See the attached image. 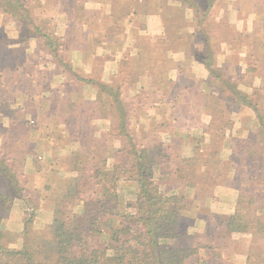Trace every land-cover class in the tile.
<instances>
[{"label":"trees","instance_id":"16d2710c","mask_svg":"<svg viewBox=\"0 0 264 264\" xmlns=\"http://www.w3.org/2000/svg\"><path fill=\"white\" fill-rule=\"evenodd\" d=\"M179 1L191 5L194 16L198 19L193 34L200 35L199 39L203 40L204 45L202 50L191 46V54L204 65L209 74L206 88L210 89L214 82H218L225 100L251 109L258 122L253 133L263 136V141H258L252 148H246L248 154L252 155L249 162L245 160L242 163L247 165V171L245 180L240 183L246 187L237 195L232 212L222 215L221 230L226 235L249 234L252 238L264 240V150L258 159L253 155L258 151L256 148L259 144L264 142V107H260L258 100L250 99V93L243 92L235 83L224 78L220 67H217L207 33L208 27L205 26L208 13L198 10L201 0ZM214 1L202 0L206 3V10ZM84 2L85 0H0V39H10L2 29L5 20L14 22L18 32L17 41L33 37L36 48L44 50L50 56L60 71L68 76V83L92 84L100 96L96 100L90 99L92 101L87 99L75 102L71 92L68 98L65 96L64 86L60 87L62 90L57 88L60 90L57 94L58 90L52 89L46 96L45 103L50 112L52 109L58 124L53 121L46 128L47 131L42 132L39 129L42 123L37 126L39 120L33 117L35 107L38 106L34 98L31 97V101L25 105L11 106L12 103H8L9 99L3 94V88L9 86V82L6 79L2 82L5 71L1 67L0 114H5L11 121L24 116V121H18L19 129L6 126V131L2 133L4 138H0V264H206L207 260L200 256V251H209L212 246L198 241L185 243L190 234L182 225L183 214L186 213L191 218L186 204L187 190L197 188L195 178L192 179L193 165L200 162L201 167L209 168L210 161L202 157V152L206 149L204 136L182 133L168 135L165 141L166 139L159 137L158 131L152 129L151 132H155L152 133L155 135L149 132L144 136L147 141H141L132 131V111L127 109L128 102L123 99V89L120 87L146 73L153 75L155 79V88H152L156 92L153 93L154 97L157 92L161 99L176 96L173 81L166 79L169 67L165 68L173 60L165 53V49L173 47V43L162 40L141 41L142 48L138 51V56L123 60L116 77L110 83L103 82L98 72L93 78L84 77L81 73L79 76L72 68L69 56L62 52L64 37L56 32L50 17H36L34 8L38 5L43 7L45 4H59L68 9L66 13L72 26L80 28L83 21L87 20ZM119 3L129 6L133 2L121 0ZM99 23L102 24L103 33L100 38L94 30V39L121 37L117 23L108 20H100ZM171 29L183 33L179 28L168 27L165 29L168 39H171ZM240 37L249 39V35ZM190 44L193 45L191 42ZM188 88L185 85V89ZM252 89L253 94L259 91L256 87ZM144 93L145 95L141 93L135 98V105H141V108L152 100L150 98L153 94ZM140 95L142 99H146L144 102L138 100ZM152 102L155 100L151 101L148 110L151 106H157ZM204 106L206 111H211L207 102ZM220 108L216 109L219 113ZM97 116L112 118L102 138H95L94 134L92 121ZM48 120L53 119L49 117ZM226 123L229 125L230 122ZM226 123L221 120L219 124L226 126ZM198 126L203 133L205 128ZM167 127L166 125L165 128ZM216 128L209 141L219 135L224 142L225 133L219 127L221 133L218 134ZM228 136L232 143L233 136ZM177 137L180 138L179 142L174 140ZM234 137V142L237 143L230 146L231 151L242 152V140L238 136ZM111 138L119 141L117 148L108 146ZM27 142L30 144L28 150L25 148ZM68 145L73 147L67 153H62V149ZM183 145L191 147V155L184 154ZM44 148L48 150L43 152ZM210 154L212 156L214 152ZM27 155H31L34 169L37 172L44 170L48 176L41 189L32 187L29 193L26 190L28 175L18 167V160L23 162ZM112 158L114 160L111 161ZM38 160H44L48 165L43 162L44 165L41 166ZM233 167L237 166H230ZM252 181H256V185L248 187ZM177 187L180 188L178 191H171ZM16 199L24 207L17 235L20 244L10 246L8 243L15 241L10 232L2 229V223L9 216ZM44 205H48L50 209L49 217L41 228H37L36 213ZM263 258L261 253H254L251 244L247 264H259Z\"/></svg>","mask_w":264,"mask_h":264},{"label":"crops","instance_id":"0c3cea01","mask_svg":"<svg viewBox=\"0 0 264 264\" xmlns=\"http://www.w3.org/2000/svg\"><path fill=\"white\" fill-rule=\"evenodd\" d=\"M118 1L121 0H85L83 3V9L87 13V20L83 21L82 25H80V28L75 26L78 36L77 39H71L69 36H67V33H69L68 30H70L72 27V22L66 13V10L68 9L60 6L59 4H51L49 5L50 8L46 7V4L43 6L44 9L46 8L47 11L51 12L50 18L55 24L56 29L58 28L57 32L64 36V38L67 36V38L64 39V48L62 49V52L63 54L69 56L72 68L76 70L77 75L81 76V74H83L84 77L93 78V75L98 72L103 82L110 83L112 82V79H114L116 73L119 71L123 60H128L129 58L138 56V51L142 48L141 41L149 40L154 42L162 40L168 42L170 39L167 38L168 36L165 31V29L168 27L179 28L188 36L195 35L193 34L194 31L192 29L197 26L198 19L194 16V9L191 5L182 4V2L179 0H130V2L133 3L127 6L124 5V3L118 4ZM90 2L93 5H89ZM205 4L206 3H202V0L198 4V10L200 12L208 13L207 18L205 19V26L209 27V29L228 27L230 30V33H227V35L224 34L225 38H221V36H217L216 34L212 35L215 41L219 39H226V45L224 46L223 43L219 44V42H216V50H214V59H216L215 61L219 59L218 57L230 58L233 55L237 56L239 58L237 64L233 63L227 65L228 70L230 72L232 70V72L235 74L239 72L237 68L241 69V62L244 61L246 56L255 58L264 55V0H215L209 6L208 10H206ZM91 12H93V14H91ZM100 20H108L117 23V25L120 27V30L124 29L123 36L116 39L114 37L109 39H94L93 26H95L96 23L98 24ZM61 28L63 31H61ZM248 35L249 39H251L249 43L240 45L230 44L234 39H237L240 36ZM198 40V45L197 43H193V46L196 49L200 48V50H202L204 45L203 40ZM15 41L17 40L15 39ZM18 41L8 42L6 39H0V47L6 46L9 48H14V50L17 48L16 50H19L26 60H23V58H18L17 55H15L9 59L0 58V64L1 67H3L5 73L9 71H18L20 77L24 78L27 83L25 85L19 83V85L12 82L11 86H6L3 88V94L8 97V103H12L13 105H25L26 102L31 101V97L34 98L38 106L35 107L33 117L38 121L45 120L47 115L46 118L52 117V121L56 122L55 124H58L52 109L50 112V108L48 109L46 107L45 98L52 89L57 91L61 86L68 84V76L63 74L51 59H48L49 55L46 54L44 50L34 47L32 48L28 43V40ZM190 42L191 41L178 42L173 47H167L165 49V53L168 55V57L175 61V65L172 67L170 66L168 72L166 73V79L177 84V82H175L177 78L179 76H183L187 77L190 81L195 82L198 86H203L206 88V81L208 79L207 70L202 63H196L195 58L192 57V44H190ZM17 45L21 46V48L19 49L16 47ZM186 57L188 58L187 61L185 59ZM41 58L44 60H41ZM37 59H40V62L36 61ZM99 61L100 66L97 67L100 69H97L96 65ZM186 62L188 65L185 67L184 64ZM246 64L247 63L244 62V66L240 70V76H242V73L246 72ZM195 65L197 72H195L193 69ZM216 65L222 66V64L218 65L217 63ZM171 70L174 72L173 75L170 74ZM84 71H86V73H84ZM40 74L43 75L40 76ZM234 77L236 76L234 75ZM153 80H155L153 75L145 73L140 76V78H137V80L133 82H125L124 84L120 85V87L121 89L128 87L133 89L135 97L141 93L145 95L144 92L153 94L156 93L154 92V89H152L155 88V83H153ZM179 86H181V84H179ZM247 87H256L261 89V87H264V78H261L260 80H251ZM94 88V85L83 82L80 85L79 90L70 91L72 93L71 95L73 101L82 102L83 100L93 99V92L95 94ZM60 90H58L56 94L59 93ZM185 92V85H182L181 93H177L176 96H168L161 99L158 92L155 97L153 96L154 98L152 101L155 100V102H152L153 104L167 107V111L165 113L160 112V110H158L159 107L156 109L155 113L148 112L150 119L155 121L156 131L162 129V125L165 122L168 126L166 129L169 130L166 131V129H164L163 132L169 136H174L175 134L182 135L183 133L188 136L203 135V141H207L208 138L210 140L211 135H213V129L209 128V122L211 119H208V123H205L207 121H203L204 119L202 115L205 112L201 113V111H199L200 113H197L198 115L196 116H198L200 120L198 125H205L203 128H205V130L209 131L210 133L206 131L202 133L201 128L184 123L183 126H180V117L178 118L174 112L176 111L177 105L197 104L192 100L191 102H187V98L183 100L181 97ZM205 102L206 101L204 98L203 102L198 103L200 105L199 107H202V110L206 109L204 106ZM218 102L219 104L223 105L224 99L218 98ZM237 105H240V107L244 106L241 104ZM243 108L247 107L245 106ZM193 113V111L189 110L185 116L187 117L190 115H195ZM246 114L249 116L248 119H250L251 123L254 125V112L247 108ZM142 116L143 115H139L137 120H143ZM186 117H183V119ZM0 119H2L1 116ZM2 127L3 125H0V138L3 137L2 133L6 131V129ZM244 130H247V128H244L243 125L236 126L235 124V131L232 134L233 136H238L239 134L243 135ZM248 130L251 131V127L248 128ZM248 130L247 132H249ZM160 133H162V130H160ZM207 133L210 135H207ZM4 135L8 134L4 133ZM225 135L228 136L229 134L225 133ZM41 141L44 140L42 139ZM231 145L232 143L230 142L228 145L229 151H231ZM222 147H224V144ZM182 148V150L188 151V154L186 155H191V147L189 145H183ZM44 149L45 150L43 152L48 150L46 148ZM26 157L27 161H29L30 155H27ZM27 169V172H29V175L31 176L40 173L37 172L33 166L30 167V164ZM42 172H44V170ZM196 197L197 195L193 196V200H196ZM46 210L49 211L50 209L47 208ZM232 210L233 206H231V209L228 210V213H231ZM196 211L197 209L195 211L191 210V218L195 217L197 213ZM38 212H41V208H39L36 213V219L38 218ZM9 219H11L10 215L4 220L3 224H6ZM19 220L21 227V218ZM197 221H199V224H201L200 218ZM46 222L47 221H45V223ZM249 241L250 242H248L247 249L248 251L251 245V239ZM239 246L241 245L239 244ZM206 254V250L200 251V256L204 255L205 259ZM243 261L245 262L244 264L247 263V256Z\"/></svg>","mask_w":264,"mask_h":264},{"label":"rangeland","instance_id":"374dc122","mask_svg":"<svg viewBox=\"0 0 264 264\" xmlns=\"http://www.w3.org/2000/svg\"><path fill=\"white\" fill-rule=\"evenodd\" d=\"M89 5H93V4H91L90 2ZM46 7H49V5H47ZM50 13H51L50 11H47L46 8L44 9V7L40 5L34 8V15L38 18H43V17L48 18L50 17ZM91 14H93V12H91ZM101 25L102 24L99 23L98 25L93 26L96 34L100 35V38H101V33H103V27H101ZM2 29L5 31L4 33L2 30L4 35L8 36L11 39V40L6 39L8 42H11V41L17 42L15 41V39L18 37V32L16 30L14 22L10 20H5V24H4V27H2ZM55 30L57 32L58 28ZM123 30L119 31L121 36L124 33ZM61 31H63L62 28H61ZM68 32L69 33H67V36H69L71 39H77L78 36H77V30L75 29V26H72L70 30H68ZM169 33L171 35V39L168 41V43L172 41L173 43L172 46L176 45V43H178L179 41L180 42L191 41V43H197V45L199 43L198 39L200 38V35L188 36L186 33H179L177 29H171L169 30ZM207 33H208L209 38L211 39L212 49L216 50L215 48L216 42H219V44L223 43V46H224L226 45L225 43L226 39H219L215 41L212 35L216 34L217 36H221V38H225L224 34L227 35V33H230V30L228 27H220V28H215V29L214 28L209 29L208 27ZM67 36L64 39H66ZM250 41L251 39H246V37H240V39L239 38L234 39L231 43L234 45H240V44H246ZM28 43L31 45L32 48L37 47L33 37L28 39ZM16 47H18L19 49L21 48V46H18V45ZM16 49L17 48H15L14 50V48H9L6 46L0 47V58L9 59L10 57H14L15 55H17L18 58H23V60H26V58L22 56L23 54L19 52V50H16ZM218 58L219 59L216 61V63L218 65L222 64L223 67L222 66H217V67H220L223 77L235 83L238 86V88L242 90L243 92L245 91L247 93H250V99L258 100L260 107H264V87H261V89H259V91H257L255 94L252 93L253 91L252 88L247 87L251 80H257V79L260 80L261 78H264V72H263L264 55H261L255 58L246 56L244 58V61L241 62V66H240L242 69V67L244 66V62L247 63L246 72L242 73V76H240L241 69L237 68L239 72L234 74L232 70L230 72L227 68V65L229 64L238 63L239 58L237 56L233 55L230 58H226V57H218ZM48 59L49 60L51 59L50 56L48 57ZM185 59L186 61L188 60L187 57ZM41 60H44V59L41 58ZM36 61L40 62V59H37ZM196 63H199V61L196 60ZM97 65L100 66V63L97 62ZM174 65H175V61L172 60V62L169 61V63L167 64V66H165V68L167 67L170 68V66L172 67ZM184 65L186 67L188 65L187 62ZM0 67H1V64H0ZM193 69L195 72H197L196 65L194 66ZM84 73H86V71H84ZM170 74L173 75L174 72H172L171 70ZM41 75L43 74H40V76ZM234 75L236 77H234ZM21 78L22 77H20V74L18 73V71H9L3 74L2 82L5 81L6 79V81L9 82V86H11L12 82L15 84L20 83L22 85H25L26 81ZM207 78H209L208 72H207ZM175 82H177L178 84L177 85L176 83H173L175 86L174 87L175 93L180 94L181 86L187 85L189 88L186 89V92L182 95L181 98H183V100L187 98L186 99L187 102L188 101L191 102L192 100L194 103L195 102L197 103L195 105H179V104L177 105V109L175 113L178 116V118L180 117L179 119L180 124L184 123L187 125L199 127L198 124L200 123V120L198 117H196V115H198L196 112H198V110L200 109L201 113L205 112L202 115L204 119L203 121H207L205 123H208L209 122L208 119H211L209 122V126H210L209 128L214 129L218 127L216 128V130L218 131L217 132L218 134L221 133L219 131V127L223 130L222 133L225 132V133L231 134L232 136H233L232 133L235 131V124L236 126L243 125V127L247 128V130L248 128L251 127V131L248 130L249 132H247V130H244L243 135L241 134L238 135L239 139L242 140L241 142L243 144L242 152H239L238 150H236L234 153L232 151H229L228 145H229V142L231 141V137L229 136L224 135L225 136L224 142L222 138H220L219 135L215 136V138L212 141H209V138L207 139V141H204L206 142L205 144L206 149L202 152V155H203L202 157L203 159L206 158L208 161H210V163L208 164L209 168L205 169L201 167L200 162H195V164L193 165V175L194 176L192 177V179L195 178L194 182L197 188L194 190L193 189L187 190L188 192L186 193L187 198H188L186 204L190 212L189 214L192 215L191 210L195 211L196 209H197L196 211L197 213L195 217H192V218L188 217V214L186 213L183 214L182 216V220H183L182 225L183 227L187 229L188 233L190 234V238L186 240L185 243H189V242L194 243L198 241V242H202L204 244L212 246V248L209 249V251H207V254L205 255L206 260H207L206 264H244L245 262L243 260L248 255V250H247L248 242H250L249 240L252 237L249 234H240V233H231L229 235H226L221 230L222 229L221 217L222 215L228 214V210L231 209V206H234L237 195L244 187H246L244 186V184L240 182L245 180L244 175H245V171H247L246 170L247 165H244L242 163L245 160H248L249 162L250 158L252 157V155L248 154L247 152V149H246L247 146L249 148H252L253 145L258 143V141H263L262 135L253 133V130H255L256 127H258L257 119L255 120L254 125H253L250 119H248L249 116H247L246 114L247 108H243L245 106L240 107V105H237L230 100H227V99L225 100L223 98L224 97V93L222 91L223 89L221 90V86L218 82H214V86H212V88L210 89L205 88L203 86L200 87L195 82H192L187 77H183V76H179ZM179 84H181V86H179ZM80 85L81 84H76L75 82L66 84L63 88L66 94L65 96L67 97L71 90H79ZM190 89L191 91L189 92L188 90ZM94 91H95V94L93 92V95H94L93 100H96V98L100 96L98 95L97 88H94ZM122 94H123L122 96L123 99H125V101L128 102L127 109L129 111H132L130 112L132 131L138 135L139 138L135 136L136 138L140 139L141 141L143 140V142H146L147 138L144 137L145 134L151 132L152 129L156 131L155 121L150 119V115L148 114V112L155 113L156 109H158L159 107L158 110H160V112L165 113L167 111V107L163 105L162 106H151L152 108L148 110L147 107L151 105L150 102L152 100H149L147 103H145V105H143L142 108L140 107L141 105H135L136 97L134 96L133 89H130L129 87L124 88L122 90ZM51 95L54 96V93H51ZM219 95H221L222 97H220ZM153 96L154 95H152L151 96L152 98L150 99H153L154 98ZM204 97H205V101L210 106L209 109L211 111L209 110L206 111L204 109L202 110V107H199L200 105L198 103L203 102ZM142 98L143 97L140 95L138 97V100L140 101L146 100ZM218 98L224 99L223 105L218 104L219 103ZM89 101H92V100L89 99ZM10 105L14 106L13 104H10ZM219 107H221L220 108L221 113H219L216 110V109H219ZM110 110H108V112ZM189 110L193 111L194 112L193 114L195 115H190L186 117L185 115L187 114ZM4 115L3 113L0 114L2 118L0 119V125H3V128L10 125L11 127H13V129H19L18 121L19 122L24 121V118H23L24 116H18L16 119H19V120L11 121L7 118V116H4ZM139 115H143L142 116L143 120H137L139 118ZM254 115L253 117L255 118ZM28 117L30 118L31 116H26V118ZM46 117H45V120H39V123L36 124L38 126V124L42 123L41 128H39L41 129L42 132L47 131L46 128H48L49 124L53 123V121L48 120L49 118H46ZM183 117H186V118L183 119ZM221 120L223 121L224 124L226 123V121H229L230 123L229 125H227L226 123V126L220 125L219 123ZM111 121H112V118H101L98 116L93 119L92 125L94 126V129L96 130L95 131L93 129L95 138L96 137L102 138L103 134L108 130V127ZM202 126L205 127V125H202ZM165 127H166V123L163 124L162 129H160L162 130V133H160V130L158 131V133H159V137L164 138V140L166 139L165 141H167L168 134H165L163 132V130L166 129ZM205 131L209 132L207 130ZM90 132H93V131H90ZM152 133H155V132H151V134ZM152 135H155V134H152ZM207 135H210V134L207 133ZM174 140L179 142L180 138L177 137V140L176 138ZM232 141H233L232 145H235L237 143V142H234L235 141L234 136H233ZM223 144H224V147H222ZM108 146L110 148L112 147L117 148L119 146V141L112 140L111 138ZM72 147L73 145H68L66 148L62 149L63 150L62 153H67V151H69ZM25 148L27 150L30 148V144L28 142L25 143ZM212 149H214V151H212ZM256 149H258V151H255L253 155L256 157V159H258L259 156L262 154V150H264V142L263 143L261 142ZM212 152H214V155L210 156L211 155L210 153ZM184 154H188V151L185 150ZM207 155H209L210 157ZM110 160L112 161L114 159L112 158ZM38 161H39L38 162L39 165L41 166L44 165L43 163L45 162L44 160H38ZM45 163L46 165H48L47 162ZM29 164H30V167L33 166V163L31 161V155L29 157V161H27V159L23 160V162L22 160H18V167L21 168L24 174L28 175L29 183L26 187L27 193L30 192V189H32V187H35V188L39 187L38 189H41L44 179L48 178V176L45 175L44 172L34 174L33 176L29 175V172H27L28 170L27 168L29 167ZM231 165L233 166L236 165L237 167L230 168ZM62 170L64 171V169ZM253 174H254V171L252 172V175ZM256 183H257L256 181H252L251 184H248V187H253L256 185ZM171 188H172V185H171ZM200 188H204V189H200ZM178 189L180 188L179 187L173 188L171 189V191L175 192V191H178ZM195 195H197L196 200L195 199L193 200V196ZM40 208H41V212H38L39 213L38 218L35 221V227L37 228H41L43 224L45 223V221L48 220V217H49V213H48L49 211L46 210L47 208H49L48 205H44L43 207H40ZM23 209L24 207L22 206V202L19 199H16L10 209L9 215L11 216V219H9L6 224H3L4 222L2 223V229L10 232L15 241V242H9L8 244L10 246H19L20 244V239L17 235L20 230V224H19L20 220L19 219L22 217L21 215L23 213ZM197 218L201 219V224H199V221H197L198 220ZM251 241H252L251 243L252 250L254 251V253L255 254L261 253L262 256L264 257V240H260L258 238H252ZM239 244L241 246H239ZM239 247H243V248H239ZM201 256L204 257V255H201ZM262 262H264V260ZM262 262H260L259 264H262Z\"/></svg>","mask_w":264,"mask_h":264}]
</instances>
